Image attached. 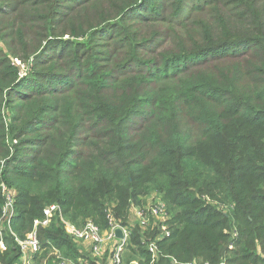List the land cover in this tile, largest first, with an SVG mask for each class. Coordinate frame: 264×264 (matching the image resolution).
I'll return each mask as SVG.
<instances>
[{
  "label": "trees",
  "instance_id": "obj_1",
  "mask_svg": "<svg viewBox=\"0 0 264 264\" xmlns=\"http://www.w3.org/2000/svg\"><path fill=\"white\" fill-rule=\"evenodd\" d=\"M0 41V217L6 183L15 233L53 203L104 229L107 201L126 220L155 190L172 232L154 264H264V0H0ZM30 58L24 76L14 60ZM11 229L0 264L20 262ZM38 232L45 255L80 256L58 216ZM158 234L136 224L127 264H150Z\"/></svg>",
  "mask_w": 264,
  "mask_h": 264
},
{
  "label": "built area",
  "instance_id": "obj_2",
  "mask_svg": "<svg viewBox=\"0 0 264 264\" xmlns=\"http://www.w3.org/2000/svg\"><path fill=\"white\" fill-rule=\"evenodd\" d=\"M19 64L24 67L20 62ZM4 204L2 206V214L0 217V252H4L8 249V245L4 239V230L6 227L11 229V224L14 217L17 215V191L14 188L9 187L6 183L1 184ZM223 208L226 211H232L234 205H224ZM131 220L124 225L115 215L112 206H108L106 209V218L108 227L102 228L93 219L86 220L83 224L79 225L72 220L66 218L60 205L53 203L44 209V216L42 218H36L34 221L33 229L21 238L12 229L11 232L15 237V240L20 246V262L19 264H35V258L38 254L43 251L42 242L39 238V227H49L55 216L60 218L61 223L64 225L67 233L76 242H82L90 244L91 250L95 255H100L106 239L115 241L116 244L113 246L112 259L113 264H125L123 260V254L127 246L130 244L131 235L133 232V226L138 224L145 231L148 228L157 226L160 234L157 238L145 242L147 250L151 253L152 258L150 264H154L159 255L158 241L163 237L171 235V213L168 204L163 199H158L152 202L150 205H138L132 203L131 208ZM134 222V223H132ZM121 228L123 231V238L117 236V229ZM238 233L235 231L233 237H237ZM230 248H234V244H230ZM174 262H176L174 260ZM177 263V262H176ZM130 264H145L139 261H132ZM183 264H210L208 261L193 260L191 262ZM220 264H226V261H222Z\"/></svg>",
  "mask_w": 264,
  "mask_h": 264
},
{
  "label": "crops",
  "instance_id": "obj_3",
  "mask_svg": "<svg viewBox=\"0 0 264 264\" xmlns=\"http://www.w3.org/2000/svg\"><path fill=\"white\" fill-rule=\"evenodd\" d=\"M135 226L136 225H134V227ZM134 227L132 229H134ZM74 242L76 243L77 246H79V251H80V256H78L77 260L64 258L61 255L60 251L53 246L51 251L46 255L43 249V251L36 256L35 264H113L112 251H113V246L116 244L115 241H110L109 239H106L100 255H95L92 252L90 244L76 242V241ZM123 260L125 264L128 263L126 261V257L124 256V254H123ZM132 261H137V259Z\"/></svg>",
  "mask_w": 264,
  "mask_h": 264
},
{
  "label": "rangeland",
  "instance_id": "obj_4",
  "mask_svg": "<svg viewBox=\"0 0 264 264\" xmlns=\"http://www.w3.org/2000/svg\"><path fill=\"white\" fill-rule=\"evenodd\" d=\"M149 29L148 27H145V30ZM139 32V31H138ZM68 37V36H66ZM125 37V36H124ZM83 39H79L77 41H82ZM0 44L2 46H4L3 42L0 41ZM95 50L93 51L95 54L97 55H100V56H104L103 54H106L107 52H109V49H107L104 45H100V46H95ZM143 58H152V57H145L143 56ZM14 62L20 66L21 70L24 72V76H26L29 72H32L33 71V62H34V58H30L29 61H27L26 63H23V61L19 60V59H15ZM19 62L22 64V65H25V69H23L24 67H22ZM36 69H34L35 71ZM9 114V113H8ZM158 199H163L166 203H168V201L166 199H164L163 195L158 193L157 191L153 190L151 192H149L148 194H144L142 195L139 200H141V202L139 203H135V204H138V205H150L151 203L150 202H155L156 200ZM212 203H214L213 201H211ZM110 204L109 206H113L112 203L110 201H107V205ZM214 205H217V203H214ZM115 206V204H114ZM173 212L176 210V208L172 205H170ZM128 209V207H127ZM127 214H126V220H123L125 218V216L121 217L120 216V220L122 221H125V222H129L131 220V211L130 209L128 211H126ZM132 221V220H131ZM134 223V222H132ZM153 227H154V224H153ZM152 228H148L147 232L150 231ZM4 233V232H3ZM151 232H149L150 234ZM79 247V246H78ZM130 254V249L129 247L126 248L125 250V253H124V256L126 257V261H128V255ZM137 261H140L137 259ZM142 262V261H140Z\"/></svg>",
  "mask_w": 264,
  "mask_h": 264
},
{
  "label": "water",
  "instance_id": "obj_5",
  "mask_svg": "<svg viewBox=\"0 0 264 264\" xmlns=\"http://www.w3.org/2000/svg\"><path fill=\"white\" fill-rule=\"evenodd\" d=\"M117 236H118L119 238H123V231H122L121 228H118V229H117Z\"/></svg>",
  "mask_w": 264,
  "mask_h": 264
}]
</instances>
